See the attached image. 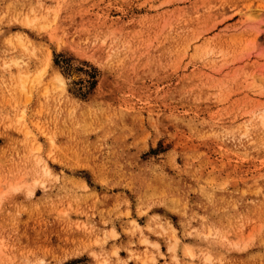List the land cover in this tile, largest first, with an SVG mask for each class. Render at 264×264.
<instances>
[{
    "label": "rangeland",
    "instance_id": "rangeland-1",
    "mask_svg": "<svg viewBox=\"0 0 264 264\" xmlns=\"http://www.w3.org/2000/svg\"><path fill=\"white\" fill-rule=\"evenodd\" d=\"M0 264H264V0H0Z\"/></svg>",
    "mask_w": 264,
    "mask_h": 264
},
{
    "label": "bare ground",
    "instance_id": "bare-ground-1",
    "mask_svg": "<svg viewBox=\"0 0 264 264\" xmlns=\"http://www.w3.org/2000/svg\"><path fill=\"white\" fill-rule=\"evenodd\" d=\"M39 74V73H38ZM41 75V73L39 74V76ZM72 75L74 76V77H77V76H80L81 74H79V73H76L74 70L72 71ZM58 79H60L59 77H58ZM28 81V79H27V74H25V73H22L19 77H18V82H19V84H20V86L22 87V88H24L25 87V83ZM29 81H31V80H29ZM32 81H34V80H32ZM28 83V82H27ZM32 83V82H31ZM206 259H207V257H206Z\"/></svg>",
    "mask_w": 264,
    "mask_h": 264
}]
</instances>
